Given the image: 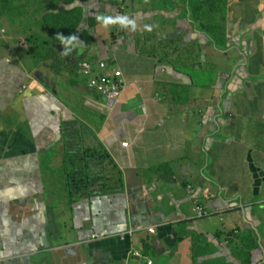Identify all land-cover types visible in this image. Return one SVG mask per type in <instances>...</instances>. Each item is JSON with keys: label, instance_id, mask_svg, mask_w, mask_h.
Segmentation results:
<instances>
[{"label": "crops", "instance_id": "1", "mask_svg": "<svg viewBox=\"0 0 264 264\" xmlns=\"http://www.w3.org/2000/svg\"><path fill=\"white\" fill-rule=\"evenodd\" d=\"M122 5L61 0L80 19L33 62L19 35L26 13L0 9V264H226L248 246L264 264V0L230 8L224 45L184 19V0ZM81 59L122 71L115 102L72 69ZM70 133L104 150L122 190L69 186Z\"/></svg>", "mask_w": 264, "mask_h": 264}, {"label": "rangeland", "instance_id": "2", "mask_svg": "<svg viewBox=\"0 0 264 264\" xmlns=\"http://www.w3.org/2000/svg\"><path fill=\"white\" fill-rule=\"evenodd\" d=\"M60 1L61 0H0V9L2 13H5V9L11 7L14 10V13H26V18L28 19L25 23V26L22 30H20L19 35L23 37L26 36L24 39L23 44H25L24 48L30 50L31 48H35V50H30V61H32L31 57L35 56L33 53L42 54L44 52L43 49L47 48V45L50 44L49 41L52 40L53 36L59 31L66 33V30L63 28L61 29V19L63 15H60L59 12L60 8ZM103 1V0H98ZM113 5L118 6L119 9H123V5L125 4L126 0H107ZM189 0H184V19L188 17L187 20L194 21L191 22L194 29H196L200 34L205 36V39H209L212 36L210 35V30L214 28L223 29L224 31L227 30V18L229 15L230 8L232 9L233 16L239 15L245 7H247L250 11L254 10L255 5L258 4V0H223V6L219 10L216 6H220L221 2L217 1H209V0H199L200 5L196 8V11L190 9V5L188 3ZM68 0H64V4H67ZM218 3V4H217ZM242 3V4H241ZM245 4V5H244ZM26 9V11H24ZM67 10L68 8H61ZM63 10V11H64ZM236 10V13L234 12ZM248 13V12H247ZM72 14L68 15L67 17L71 16ZM55 16H57L55 18ZM74 18L71 20H76V16L73 15ZM5 18L4 15L1 16ZM203 18V19H201ZM248 18V17H247ZM233 19V18H232ZM249 19V18H248ZM189 21V22H190ZM199 22V25H197ZM215 22V23H214ZM28 23V25H26ZM214 23V24H213ZM215 25V26H214ZM74 27L72 28V30ZM62 35V33L60 34ZM49 36H51L49 38ZM65 44V43H63ZM40 45L42 47H40ZM62 45V44H61ZM39 46V47H38ZM69 46V45H68ZM63 48V47H61ZM78 66V64H77ZM77 71L76 67L72 68ZM73 70V71H74ZM31 72V71H30ZM74 133H70L68 139L65 141V147L68 149L67 157H71V159L79 158V156L83 155L85 150L80 149V146H76L78 140L73 136ZM109 158V157H108ZM107 156L104 154V158L101 159L100 157L96 158V161L91 163V167L89 169L90 172L93 173L94 179L89 183V186L83 189H87L90 186V189L95 191L104 192L105 194L113 193L119 191L120 188V181H119V172L116 166L108 159ZM99 160V161H98ZM95 164V165H94ZM73 169V168H72ZM71 169V170H72ZM67 175V174H66ZM67 178V176H66ZM263 218H264V210H263ZM260 232L252 231L251 234H248V237L253 239L252 241L255 243V246H258V236L260 239ZM259 234V235H258ZM251 246L247 247L245 250H235L234 257L236 258V263L231 264H249L251 263L252 255H251ZM259 248L261 249V243L259 242ZM194 251L199 254L201 252L199 247H196ZM218 264H222L221 262L217 261ZM210 264H216L210 263ZM226 264H228L226 262Z\"/></svg>", "mask_w": 264, "mask_h": 264}, {"label": "built area", "instance_id": "3", "mask_svg": "<svg viewBox=\"0 0 264 264\" xmlns=\"http://www.w3.org/2000/svg\"><path fill=\"white\" fill-rule=\"evenodd\" d=\"M79 74L87 78V85L98 95L102 96L107 103L115 102L123 92L124 80L122 71L113 64V61L108 59H100L97 62L81 59L78 62ZM127 146V143H123ZM192 190V187L190 188ZM193 211L198 218H204L210 215L207 207L201 204L198 200H193ZM134 229L127 230L126 233H121L120 237L124 239L126 235H132ZM154 233V229H148ZM137 258H141L142 254L139 251H134ZM148 264H151L149 262Z\"/></svg>", "mask_w": 264, "mask_h": 264}, {"label": "trees", "instance_id": "4", "mask_svg": "<svg viewBox=\"0 0 264 264\" xmlns=\"http://www.w3.org/2000/svg\"><path fill=\"white\" fill-rule=\"evenodd\" d=\"M73 1H75V0H68V2H73ZM200 1L199 0H189L188 3L190 5V8L193 11L194 10L196 11V8L199 7V5H200ZM209 1H216V0H209ZM59 9H60L59 12H61L60 15H63V18L61 19L60 22L62 25L65 24L64 28L68 27L67 18H70V17L74 18L73 15H75L77 20L80 19L81 13H79V10L72 11V10H70L72 8L67 9V10H64L61 8H59ZM70 14H72V15L67 17ZM56 17L57 16H55V18ZM70 24H71V22H70ZM67 32H70V31H67ZM209 33L215 39L217 44L224 45L225 35H224V32L222 31V29L214 28V29H211ZM260 54L261 53L259 52L254 57V64H255V66H256L255 68L257 70H259V67H261V64H262L260 58H258V56ZM74 65H75L76 69H78L77 63H74ZM262 129L264 130V128H262ZM83 150H85V152L83 155L79 156V158L71 159V157L66 156V174L68 175V182H69L70 187L73 184H77L79 189H83V188L88 187L89 183L94 179V177L91 176V172L89 171V169L91 167V163L93 162V160H97L96 158H98V157H100L101 159L104 158V154H105L103 152L104 150H102L100 148H87V149H83ZM74 181H75V183H73ZM119 181H120V188L122 190L123 186H122L121 175H119ZM104 192L108 193L107 190H104ZM200 254L206 255V254H209V251L205 250ZM212 262L214 263L215 261H211V263ZM216 264H218V263L216 262ZM228 264H231V263H228ZM249 264H251V263H249Z\"/></svg>", "mask_w": 264, "mask_h": 264}, {"label": "clouds", "instance_id": "5", "mask_svg": "<svg viewBox=\"0 0 264 264\" xmlns=\"http://www.w3.org/2000/svg\"><path fill=\"white\" fill-rule=\"evenodd\" d=\"M121 22H124L125 20H127V16H117ZM97 20L101 21L105 26L109 25L110 23H112L113 21V17L112 16H106V15H99L97 16ZM132 23H135L134 21H131ZM145 28L148 31H151V26L146 25ZM72 38H77L76 36H72ZM59 39H61V41L64 40L63 36H59Z\"/></svg>", "mask_w": 264, "mask_h": 264}]
</instances>
